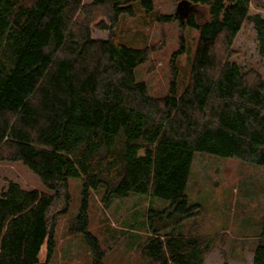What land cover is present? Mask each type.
Listing matches in <instances>:
<instances>
[{"label": "trees", "instance_id": "1", "mask_svg": "<svg viewBox=\"0 0 264 264\" xmlns=\"http://www.w3.org/2000/svg\"><path fill=\"white\" fill-rule=\"evenodd\" d=\"M184 1L206 7L209 20L187 21L198 40L183 90L175 68L168 92L154 96L135 76L153 51L115 32L123 16H136L137 3L150 16L154 0H0V162H23L53 192L16 183L2 192L0 264H41L45 245L50 263L49 212L63 196L68 205L71 179L84 182L71 232L82 235L92 264L106 256L89 230L90 192L100 187L105 203L134 194L171 203L148 214V264H204L213 241L168 229L204 214L187 196L196 153L264 167V78L232 62L249 23L264 59V18L251 15L252 0ZM93 28L109 37L94 39ZM262 219L253 264H264Z\"/></svg>", "mask_w": 264, "mask_h": 264}, {"label": "rangeland", "instance_id": "2", "mask_svg": "<svg viewBox=\"0 0 264 264\" xmlns=\"http://www.w3.org/2000/svg\"><path fill=\"white\" fill-rule=\"evenodd\" d=\"M90 4L92 0H84ZM182 0H154L155 10L146 15L141 4L135 5L136 16H123L115 29L120 42L137 48H150L149 61L135 71L136 79L147 84L154 96L168 92L174 69L178 68V86L188 83L190 64L196 50L198 30L187 25L194 15L202 25L209 20L208 9L199 5H184ZM174 16L170 23H159L158 15ZM251 15L264 18V0H252ZM184 22V24H183ZM106 23H108L106 21ZM92 37L106 40L109 31L92 29ZM182 47L184 50L182 51ZM234 65L243 72L254 70L264 78V59L259 55L257 32L253 24H245L234 45ZM10 183L25 190L53 194L21 161L0 162V196ZM84 182L69 181L70 200L56 201L49 220L55 224L56 250L49 264H92V254L82 235L72 233L82 201ZM190 204H200L204 214L190 219L178 229L187 236L210 239L213 247L204 264H253L254 250L262 231L264 215V167L196 153L187 188ZM105 188L91 190L89 197V230L98 238L105 251L104 264H148L143 250L152 233L150 211H165L169 201L146 195H131L104 202ZM47 257L46 245L40 254L41 264Z\"/></svg>", "mask_w": 264, "mask_h": 264}, {"label": "water", "instance_id": "3", "mask_svg": "<svg viewBox=\"0 0 264 264\" xmlns=\"http://www.w3.org/2000/svg\"><path fill=\"white\" fill-rule=\"evenodd\" d=\"M184 5H189V3L186 2V1H184V0H182V2L180 3V9H181V10L183 9V6H184Z\"/></svg>", "mask_w": 264, "mask_h": 264}]
</instances>
